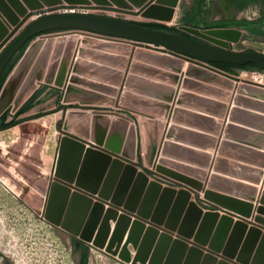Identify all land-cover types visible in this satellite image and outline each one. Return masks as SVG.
Segmentation results:
<instances>
[{
	"label": "water",
	"instance_id": "95a60500",
	"mask_svg": "<svg viewBox=\"0 0 264 264\" xmlns=\"http://www.w3.org/2000/svg\"><path fill=\"white\" fill-rule=\"evenodd\" d=\"M93 1L97 4L110 3L108 0ZM111 1L120 7L129 9L133 7L127 5L129 2L137 7L144 6L146 2V0ZM89 3L91 0H0V47L1 44L9 40L21 24L35 16L24 25L20 33L0 53V78L14 56L32 38L53 31L68 30L86 31L107 38L123 39L138 45H150L148 47L156 51L167 52L190 60L197 59L210 64L225 63L242 66L252 63L264 71V53L223 49V47H218L205 40L202 42L170 32L149 29L143 23L135 24L129 19L107 15L104 12L90 13L88 8L96 7H88ZM157 3L169 5L171 8L163 9L160 6H154L151 12L161 16L165 15V19H171L175 10L173 7L179 4V0H157ZM118 11L122 10L119 9ZM9 25L13 26L12 31ZM194 29L197 30V28ZM242 30L255 36H264V27L243 26ZM48 43L44 51L40 53L33 43L30 45L9 74L0 93L5 90L7 83L18 81L23 74L28 72L30 75L25 85L26 93L32 95L38 88L37 81L43 79L45 74L47 75L46 84L51 85L54 80V86L65 88L62 102L58 107V110L62 111V117L57 122V129L61 135L52 169L51 182L47 190L43 220L46 219L61 225L63 228L61 231L69 234L70 237L67 235L66 237L69 240L72 254L73 249L70 241L72 238H76L79 243L90 245L95 250L110 256H118L119 261L132 262V264H231V259H236L238 264H264V232L262 231L264 220L256 218V222L252 223L251 227H248L249 222H235L233 217L236 215H233L227 207H233L236 212H246L249 215L241 201H233L232 203L225 200L224 202V199L214 197L215 200L209 202L194 192L197 201L217 208L225 215L221 216L219 211L204 212V209L197 202L190 200L192 191L183 183L157 173L159 170L170 174H174L173 172L162 169V166H158L157 171H153L140 162L127 159H133L137 150V132L134 126L131 127L132 134L130 136L119 138L118 133H115L113 129H122V121H113L109 116L96 113L91 115L88 111L89 107L82 106L86 103H94L99 99L98 95L91 93L87 88L92 83L84 82L82 77L84 74H89L90 71L87 69L88 64L81 57L83 52L90 56L89 52L83 51V49L79 50V57L76 58L72 73L69 75L74 56L73 51L70 50L61 55L60 47L57 46L54 55L51 56L53 44H51V40ZM50 56L51 61L49 60ZM137 58L139 59L138 56ZM151 60L155 63L162 59L153 57ZM138 64L136 67H139ZM215 69L230 77H237L219 68L215 67ZM187 74L190 75L191 73L188 72ZM209 77L213 79V76L209 75ZM178 80L176 78V81ZM126 82L127 87L132 86L139 91V77L131 75ZM185 83H187L186 80ZM78 84H83L85 87H79ZM175 91V89L166 91L167 102L173 101ZM239 91L264 99V88L262 87L245 86V88L240 87ZM185 95L187 93L182 91L178 99V106H181V103L189 104L190 101L185 98ZM182 96L184 97L182 98ZM248 100L249 103L246 105L250 107L251 102L250 99ZM74 101L82 104L74 106V108H82V111H70ZM235 102L237 103L236 99ZM125 104L139 109V98L136 101L131 100L130 104L128 101ZM241 104L243 105V103ZM246 105L244 104V107ZM257 105L260 111L264 110L263 102L262 105ZM159 106L157 110L161 112L162 117H167L171 109L169 103H161ZM252 106L255 104L252 103ZM240 110L238 111L237 107L234 108L231 119L234 118L239 121L238 118H242L241 115L247 113L243 111L244 109ZM185 111L179 107L175 108L172 120H178L181 113ZM35 118L36 116L29 117V119ZM253 118L257 120L255 124L264 121V117L260 115L255 114ZM150 122L141 121V132L144 137H147L145 140H148L146 147L147 153H149L148 165L155 155V148H153L152 139L148 137L149 131H147V123ZM157 124L163 125L165 123L158 121ZM127 125L128 123L124 126ZM128 127L130 128V124ZM259 127L263 128L264 123H260ZM6 129L0 127V131ZM120 131L123 135L122 130ZM172 131L171 127L167 132V138L173 137ZM89 132L90 134L93 132L90 141H88ZM104 143L105 149H97L99 148L98 145ZM228 144L225 141L224 148ZM168 146V141H165L162 147L163 156H166ZM119 153H122L124 157L118 155ZM159 161L168 162L165 158H161ZM220 162L221 159H219ZM261 162L263 167L264 156ZM217 168L215 167L216 171ZM150 175L177 186H183L185 189L176 191L171 187L165 188L159 181H151ZM262 176L263 171H257V183ZM175 177L190 181L180 175ZM219 179L222 178L215 174L212 175L209 180L210 187L217 188ZM133 182L134 184H132ZM175 195L177 199L174 201ZM210 195L212 194L208 192V198ZM255 199L256 196H253L250 200ZM262 200L264 201V192L261 202ZM120 210L122 213H119ZM184 211L186 212L184 220L180 221ZM111 221L115 222L113 231ZM147 222L150 223L151 227L146 229L145 223ZM176 231L178 232L174 238ZM126 235L127 238L124 242ZM191 238H194L195 241L193 247L189 245ZM130 245H133L136 250L133 259ZM205 245L210 248L207 253L202 250ZM220 253L224 256L218 260ZM74 259L77 264L75 256ZM88 264H92L91 247H89Z\"/></svg>",
	"mask_w": 264,
	"mask_h": 264
},
{
	"label": "rangeland",
	"instance_id": "374dc122",
	"mask_svg": "<svg viewBox=\"0 0 264 264\" xmlns=\"http://www.w3.org/2000/svg\"><path fill=\"white\" fill-rule=\"evenodd\" d=\"M108 1L110 3L97 4L91 0V3L87 6L96 8H88L90 9L89 12H104L107 15L129 19L133 23H162L180 31H184L197 38L199 41L214 42L220 45H222V43L206 38L203 33L211 29L215 31H233V33L236 34V38L234 39L235 43L227 46L223 44L222 46L239 52L256 51L264 53V36H255L242 30V27L246 26L242 23L244 21L250 22V26L264 27V4L262 3V0L251 2L245 8L238 6L237 0H206L203 5L204 12L200 17L198 27H195L197 30L192 27H186L182 23L184 15L192 8L194 0H180L179 4L176 7H173L175 10L171 19H165L164 17H160L157 13L151 12L153 7L158 5L157 0H146L145 5L142 7L134 6V4L127 0L129 2H126L127 5L133 6L130 9L122 6L120 7L111 0ZM119 9L127 12L118 11ZM33 18H35V16L31 17L28 22ZM218 21L227 22L229 25L224 27V29L208 27V24ZM9 27L10 30H12L13 26L9 25ZM57 36V41L51 49V56L54 55L57 46L60 47L61 55H64L67 51H73L74 56L69 75L72 73L76 58L79 57L80 49L89 52L90 56H92V54L94 55L93 52L96 49H99V47L102 50L106 47L108 51L112 52L113 56L115 54H123V56H125L122 59L127 60V65L124 64L123 66L125 67L126 65L127 67L125 68L126 70L123 69V72L124 70L125 72L122 84L117 83V85H115L116 87L112 88V95L110 93L104 94L105 92L103 91L99 92L108 98L110 97L111 100L107 101L106 104L105 102L99 104L101 105L100 107H92L88 109L95 111L91 112V115L94 113L107 115L113 121H122V129H113L115 133H118L119 138H121V136H125V138L130 136L132 134L131 127L134 126L137 132L138 142L135 161L144 165L147 164V153H145V148L142 144L140 135L142 119L148 118L151 120L153 118L159 120V116L152 114L154 113L152 111L157 110V107H160L159 104L161 103H169L173 111L174 108L178 106V99L181 92L185 91L184 87L188 90L192 89V93L190 95H185V98L190 96H192V98H200L197 93L200 92V89L201 92L199 94H203L202 90H207L208 88H211L214 91H216L215 89H222L224 97L226 96L223 100L229 102L228 104L231 106H236L238 111L247 108V103H249L248 99H250V102L255 104V106L251 105L249 109H252L255 112H263L258 109L259 106L257 105H262V102L264 103L263 98H259V96H254L253 94H243L242 92L241 94L239 91L240 87L245 88V86L264 88V85L250 84V82L246 81V79H254V73L257 71L239 70L237 74H235V76L239 77V80H241L238 84L234 80H230L231 82L218 81L209 77L210 74L200 66V64H204H202V62L181 58L163 51H156L151 47H148L150 45H138L125 40L107 38L84 31H53L34 37L26 45L23 54L21 50L14 56L13 59L17 60L16 65L32 43L35 41H44L45 38L47 39L43 42L42 49L39 51L40 53L45 49L44 47L47 45L48 38H55ZM50 40L51 43L54 44L53 39ZM86 54L88 53L83 52V56H80L82 60L86 57L90 58V56ZM51 56L49 60L51 59ZM137 56L139 57V60ZM153 57L162 60L154 63V61L151 60ZM138 61L139 91L132 88V86L127 87L126 84V79L128 76L130 77L129 74L134 71ZM188 72L191 74H187ZM84 75H87V77L89 76L88 74ZM176 78L179 80L176 81ZM83 79L84 82L88 81L91 83L89 79H85L84 77ZM185 80L187 83H185ZM37 83V87H39L30 97L33 100L36 95L40 93V90L45 91L47 87L52 88L48 91L50 96L43 100V102L36 108L24 115L25 118L33 116H36L37 118L21 121L11 128L0 131V230L3 233H1V241L2 247L5 253L9 256L11 264H64L60 252L61 248L58 247V243L68 244L66 235L69 236V234L54 228L48 222H45L43 220V215L47 201V190L51 182L52 169L61 135L57 129V122L62 117V111L58 110V106L59 103L62 102L65 88L48 85L44 81H38ZM82 87H85V85ZM169 89L176 90L174 99L171 102H167L168 99L166 97L168 95H165L166 91ZM217 92L220 91L217 90ZM221 93L222 91L220 94ZM232 96H234V99H232ZM183 97L184 96H182V98ZM30 98L28 100H30ZM137 98H139V110L130 106L121 105V103L125 104L127 101L128 104H130L131 100L136 101ZM235 99L237 100V103L235 102ZM241 103H243V105ZM244 104L247 105L244 107ZM76 105L79 104H72L73 108L71 110L82 109L74 108ZM188 105L189 104L184 105V103H181L180 107L183 109ZM171 109L168 117H166V119L164 118L166 122L171 120L170 125L174 122L172 117H170ZM233 109H231V113ZM150 120L147 121L150 122ZM126 123H128V125L130 124V128L128 127L129 129L127 128L128 125L124 126ZM118 129L119 131H117ZM120 130H122L123 135H121ZM92 135L93 132H91V134L89 132V138H92ZM160 159L161 157L159 156L158 151L156 157L151 163V168L157 170L158 166H162V169H167L169 171L173 170L169 161L163 162L159 161ZM191 171L196 172L193 169H191ZM208 171V176L201 173L198 175L197 172L196 174L188 172L185 175H182V177H185L190 181L183 180L181 182L194 188L203 199L211 201L215 200L217 197L219 199H224V202L227 200L232 203L233 201L239 202L242 200L241 203L244 208H246L247 212H249L250 216L248 217L250 219L255 221L256 218H259L262 221L264 220V201L262 200L261 202L262 194L264 192L263 183L260 188L261 191L256 196V199L253 201L250 200V203L248 202L249 199L243 197H240L242 198L240 200H234L232 197L234 195L233 192H218L219 190L217 188L213 189L210 187L209 180L213 175L214 170L210 168ZM161 173L179 180L175 177L177 175H174L176 173L170 174L162 170ZM150 180L159 181L163 187H171L176 191L185 189L183 186H177L153 175H150ZM262 180L264 181V176ZM132 184H134V182ZM208 192L212 194L209 198ZM227 194H229V196ZM176 199L177 197L175 195L174 201ZM190 200L197 202L205 211H219L217 208H212L205 203L197 201L194 193H191ZM24 202L27 203L29 207H27ZM106 207H109V205H106ZM227 209L235 211L233 207H227ZM219 212L224 215V212ZM185 214L186 212L184 211L180 221L184 220ZM236 221L238 220H235V222ZM112 222L114 221H111V224ZM191 240H194V238H191ZM87 246L91 247L92 264H126L120 262L118 257L116 258L104 252L95 250L90 245ZM129 248L132 252L131 255L134 256L136 253L135 248L133 245H130ZM128 264H132V262Z\"/></svg>",
	"mask_w": 264,
	"mask_h": 264
},
{
	"label": "crops",
	"instance_id": "0c3cea01",
	"mask_svg": "<svg viewBox=\"0 0 264 264\" xmlns=\"http://www.w3.org/2000/svg\"><path fill=\"white\" fill-rule=\"evenodd\" d=\"M237 1L239 2V0ZM257 1L259 0H252V2ZM238 2L237 5L239 6ZM262 3L264 4V0H262ZM93 53L94 55L92 54L90 58L86 57L83 59L88 64L87 69L90 72L88 77L87 75H82V77L91 81L92 85L87 86L90 91L94 90L96 93L103 91L105 92L104 94H111L112 92L110 90L116 87L115 85L117 83L122 84L125 68L127 67V60L122 59L125 57L123 54H115L113 56L112 52L108 51L106 47L104 50L99 47ZM124 64H126L125 67L123 66ZM123 69H125L124 72ZM129 75L139 77V67H136ZM51 89L47 87L45 91L40 90V93L36 95L34 100L31 98L30 100H26L28 101L27 103H33L29 111L36 108L37 103H42L43 100L50 96L48 91ZM215 90L211 88L202 90L203 94H205L203 95L199 94L201 92L200 89V92H197L200 98L187 97L190 102L187 107L183 108L186 111L181 113L178 120L173 122L174 124L172 123V126H170L171 120L166 122V117L164 119L159 110L152 111L154 112L152 114L159 116L158 121H163L165 124H157L158 121L152 118L150 120L151 122L147 123V131H149L148 137L152 139L155 154L159 151V156L167 159L173 167L171 172L180 176L188 172L195 174L197 172L198 175L201 173L208 176V170L211 168L214 170L213 175L215 174L219 178H222L218 180V192H233L235 196L233 195L232 197L234 199L240 200L242 199L240 197H243L249 199L248 202L250 203V199L253 196H257L261 191L262 183L264 185V181L262 180L264 166H261V161H263L264 156V137H261V135H264V127H259L260 123H264V121H259L258 124H255L257 120L253 118L255 114L264 117V110L263 112H255L249 109V107L243 108V111L247 113H243L241 115L242 118H238L242 122L234 118L231 119V109L236 106H231L228 104L229 102L223 100L226 96L224 97L222 89ZM217 90L222 91V93L220 94ZM185 92L190 95L192 89H185ZM102 98L106 100L111 99L110 97L106 98L103 96ZM232 99H234V96H232ZM88 111L90 113L95 112L91 109ZM172 113L173 111L171 109L170 117H172ZM171 127L173 130L171 135L173 137L169 139L165 136H167V132ZM140 133L142 144L146 149L148 140H145L147 137H144V134L141 132V125ZM165 141H168L169 146L166 156H163L162 147ZM225 141L229 144L224 148ZM159 147L160 149L158 150ZM221 147L223 148L221 149ZM219 159H221L220 163ZM215 167H218L217 171ZM191 169L196 172H192ZM260 170L263 171V176L257 183V171ZM227 195L229 196V194ZM235 220L237 219L235 218ZM111 225L113 228L115 222H112Z\"/></svg>",
	"mask_w": 264,
	"mask_h": 264
},
{
	"label": "bare ground",
	"instance_id": "6f19581e",
	"mask_svg": "<svg viewBox=\"0 0 264 264\" xmlns=\"http://www.w3.org/2000/svg\"><path fill=\"white\" fill-rule=\"evenodd\" d=\"M180 1V0H179ZM89 6V5H88ZM156 6H160V7H162L163 9H168V8H171V6H168V5H165V4H158V5H156ZM125 9V8H124ZM160 17H164L165 18V15H160ZM148 18H149V16H148ZM152 18V17H151ZM30 19V18H29ZM28 19V20H29ZM155 19V18H154ZM28 20L27 21H25L23 24H21L18 28H17V31L9 38V40L8 41H6V43L3 45V44H1L2 46L0 47V53L3 51V49H4V47L17 35V34H19L20 33V31L23 29V27H24V25L26 24V23H28ZM18 26V25H17ZM12 31V30H11ZM73 31H75V30H73ZM84 32H86V31H84ZM88 33H90V32H88ZM91 34H93V33H91ZM203 35L206 37V38H208V39H211L212 41H216V42H219V43H222V45L224 44V45H229V44H232V43H235V38H236V34L235 33H233V31H206V32H204L203 33ZM59 36V35H58ZM58 36L57 37H55V38H52V37H50V38H48V42H49V40L50 39H53V45H55V42L57 41V38H58ZM118 39V38H117ZM47 39L45 38L44 39V41H35L34 43H33V45H34V47H37L36 49L38 50V53H39V51L42 49V45H43V42H45ZM121 40H123V39H121ZM126 41V40H125ZM47 42V43H48ZM210 43H213V44H215V45H217L218 47H223V49L224 48H226V47H224V46H222V45H220V44H217V43H214V42H210ZM52 44V43H51ZM65 46V45H64ZM63 46V47H64ZM49 47H51V46H49ZM154 47V46H153ZM45 48V47H44ZM52 48H53V46H52ZM51 48V49H52ZM160 48H162V47H160ZM153 49V48H152ZM43 51H44V49H43ZM50 58V57H49ZM187 59H189V58H187ZM193 61H197V62H202V64L203 65H201L200 64V66L201 67H203L204 69H205V71L208 73V74H210L211 76H213V78L214 79H216V80H218V81H223V82H231L230 80H234V81H236L237 82V84L238 83H240L241 82V80H239L240 78L239 77H230L229 75H226V74H224V73H221L220 71H218L217 69H215V66H213L212 64H210V63H206V62H203V61H199V60H197V59H195V60H193ZM208 65V66H207ZM29 75H30V72H28L27 74H23L21 77H20V79L18 80V81H15V82H9V84L7 83V85L5 86V90H3L1 93H0V113H2L4 110H6V109H8V108H10V109H13V111H15V110H17L21 105H22V103L24 102V100L25 99H27L29 96H31V93H26V81H28L27 79H29ZM78 76H81L80 74H78ZM214 76H216V77H214ZM218 77V78H217ZM47 80V75L45 74L44 75V77H43V79H41V80H38V81H46ZM227 80H229V81H227ZM37 81V82H38ZM246 81H248V82H250V84H256V85H264V84H262L261 82H258V81H255L254 79H246ZM46 83V82H45ZM38 84V83H37ZM55 84V81L53 80V82H52V84L51 85H54ZM78 86L79 87H82V86H84L83 84H78ZM37 89V88H36ZM91 93H95V95L96 94H98V100L96 101V102H94V103H86V104H80L78 101H74L73 103H78L79 105H82V106H91V105H98V106H101V105H99V104H102V103H104L105 102V104L107 103V100L105 99V98H102V96L103 97H106V96H104V95H102V94H100V93H96V92H92V91H90ZM25 94V95H24ZM106 98H108V97H106ZM88 101V100H87ZM108 101H110V100H108ZM122 101V100H121ZM90 102V101H89ZM121 105H123V106H126V105H124V104H122L121 103ZM177 107H179V108H182V107H180V106H177ZM176 107V108H177ZM136 109H138V108H136ZM139 110V109H138ZM70 111H76V110H70ZM77 111H79V110H77ZM82 111V110H81ZM147 121V120H150V119H142V121ZM158 121V120H157ZM174 121V120H173ZM175 122V121H174ZM46 123V122H45ZM174 124V123H173ZM170 126H172V124L170 125ZM91 140V138H89L88 139V141H90ZM137 144H138V142H137ZM87 147H89V145H87ZM97 147H99V148H97V149H105L106 147H105V143L103 144V145H98ZM137 149H138V145H137ZM158 150H159V148H158ZM137 151V150H136ZM145 153H147V150L145 149ZM158 153V152H157ZM157 153L153 156V158H152V161H153V159L156 157V155H157ZM136 154V153H135ZM148 154L149 153H147L146 155H147V160H148ZM118 155H120L121 157H124L123 156V154L122 153H119ZM114 159H115V156L113 157ZM127 159H131L132 161H135V156H134V158L132 159V158H127ZM161 160V159H160ZM152 161H151V163H152ZM135 162H138V161H135ZM126 163H128V162H126ZM147 163V162H146ZM151 163H150V165H148V164H146V166L147 167H149L150 169H152L153 171H157L156 169H154V168H151ZM157 173H159V174H161L162 176H164V177H167V178H169V179H173V180H176V181H179V182H181V181H183V180H181V179H179V180H177V179H175V178H173V177H171V176H168V175H165V174H163V173H161V170H159V172L157 171ZM181 183H183V182H181ZM184 184V183H183ZM184 186L185 187H187V188H189L192 192L191 193H194V192H196V193H198L194 188H192L190 185H187V184H184ZM204 200H206V199H204ZM209 202H212V201H210V200H208ZM214 203V202H213ZM204 212H205V210H203ZM230 211H232V213H233V215L235 214L236 216L235 217H233V219H237L238 221H245V222H249L248 223V227H250V225L252 226V223H255L256 221L255 220H252V219H250L248 216H250V214L249 215H247L246 214V212H242V213H238V212H236V211H234V210H230ZM119 213H122V211L120 210L119 211ZM225 215V214H224ZM227 215V214H226ZM44 216V215H43ZM222 216V215H221ZM232 217V216H231ZM238 217H240L241 219H243V220H240ZM133 219H135V217H133ZM254 219V218H253ZM46 222H48L51 226H53V227H57V229H59V230H62L63 228H62V226L61 225H58V224H56V223H53V222H50V221H48V220H46V219H44ZM151 221V220H150ZM235 221V220H234ZM237 222V221H236ZM264 225V224H263ZM112 226V225H111ZM115 227V226H114ZM114 227L112 228V231L114 230ZM145 227H146V229L148 228V227H151V225H150V223H145ZM262 227H264V226H262ZM162 231V230H161ZM262 231L264 232V229H262ZM146 232V231H145ZM175 234L177 235V232H175ZM174 234V236H176ZM127 235H128V233H127ZM127 235L125 236V238H124V242H125V240H126V238H127ZM174 238H176V237H174ZM193 243H195V241L194 240H189V245L190 246H194V244ZM91 244H92V242H91ZM203 248V247H202ZM204 252H209V250H210V248H209V246H204V248L202 249ZM222 256H224L222 253H220V254H218V260H220L221 258H222ZM118 256H116V258H117ZM134 258V256H132V259ZM220 258V259H219ZM120 262H122V261H120ZM123 263H126V264H128L127 262H123ZM238 264V261L237 260H235V259H231V264ZM139 264V263H138Z\"/></svg>",
	"mask_w": 264,
	"mask_h": 264
},
{
	"label": "trees",
	"instance_id": "16d2710c",
	"mask_svg": "<svg viewBox=\"0 0 264 264\" xmlns=\"http://www.w3.org/2000/svg\"><path fill=\"white\" fill-rule=\"evenodd\" d=\"M205 1L206 0H194L192 8L188 12H186V14L184 15V17L182 19V23L185 26L194 27V28L198 27V22L200 20L201 15L204 12L203 5H204ZM251 2H252V0H239L238 3H239V6L241 8H245ZM134 23L140 24L139 22H134ZM242 23L246 26H250V24H251L250 22H247V21H244ZM143 24L146 28H149V29L170 32V33L177 34L179 36H183L185 38H189L192 40H198L197 38L189 35L188 33L184 32V31H180L174 27H170V26L162 24V23L149 22V23H143ZM208 25H209L208 26L209 28H224V27H227L229 24L227 22H224V21H218L215 23H210ZM25 48H26V46L22 49V51H21L22 54L24 53ZM16 63H17V60L13 59L9 63V65L7 66L3 75L1 76V78H0V91H1L5 81L7 79V77L9 76V74L11 73L13 68L15 67ZM212 65L215 66L216 68H219V69H221L225 72H228L232 75L237 74V72L239 70L263 72V70H261L259 67H257L255 64H252V63L242 65V66L225 64V63H214ZM31 104H33V103L29 102L25 106H23L18 111L17 115H20V114H23V113L29 111L32 108ZM9 116H10V111L6 112L3 115L2 121H5ZM88 263H89V250L87 249L79 264H88Z\"/></svg>",
	"mask_w": 264,
	"mask_h": 264
},
{
	"label": "flooded vegetation",
	"instance_id": "af4514ba",
	"mask_svg": "<svg viewBox=\"0 0 264 264\" xmlns=\"http://www.w3.org/2000/svg\"><path fill=\"white\" fill-rule=\"evenodd\" d=\"M13 60V59H12ZM11 60V61H12ZM9 65V64H8ZM7 65V66H8ZM7 68V67H6ZM5 68V70H6ZM4 70V71H5ZM4 73V72H3ZM3 75V74H2ZM36 92V91H35ZM34 92V93H35ZM33 93V94H34ZM32 94V95H33ZM31 95V96H32ZM31 96H29L27 99L24 100V102L22 103V105L19 107V109L14 112L13 109H6L4 110L2 113H0V127H5V128H11L13 126H15L17 123L21 122V121H24L25 119H29V117L25 118L24 115L27 114V112L23 113V114H20V115H17L18 111L23 107L25 106V104L27 103L26 100H28ZM26 101V102H25ZM59 101L61 102V100L59 99ZM39 104L37 103V106ZM60 105V103H59ZM59 107V106H58ZM10 111V116L5 120V121H2V117L3 115ZM37 118V117H36ZM24 204L29 207V205L27 203L24 202ZM45 221V220H44ZM46 222V221H45ZM1 230H0V264H11L10 261H9V256L5 253L3 247H2V241H1ZM3 234V233H2ZM72 238V237H71ZM69 241V240H68ZM70 244L72 246V249H73V256L76 257V260H77V264L80 263L84 253L86 252V250L88 249L89 250V247L87 246V244H84V243H79L78 240L76 238H72V241H70Z\"/></svg>",
	"mask_w": 264,
	"mask_h": 264
},
{
	"label": "built area",
	"instance_id": "2783aa9c",
	"mask_svg": "<svg viewBox=\"0 0 264 264\" xmlns=\"http://www.w3.org/2000/svg\"><path fill=\"white\" fill-rule=\"evenodd\" d=\"M254 80L264 84V71L263 72H255L254 73ZM58 247L61 248L60 252H61V255L63 257V263L64 264H75V261L73 259L74 256L72 254L69 243L68 244L58 243Z\"/></svg>",
	"mask_w": 264,
	"mask_h": 264
}]
</instances>
